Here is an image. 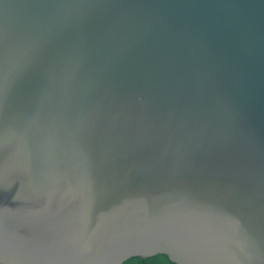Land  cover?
<instances>
[{
    "label": "water",
    "instance_id": "1",
    "mask_svg": "<svg viewBox=\"0 0 264 264\" xmlns=\"http://www.w3.org/2000/svg\"><path fill=\"white\" fill-rule=\"evenodd\" d=\"M264 264V0H0V264Z\"/></svg>",
    "mask_w": 264,
    "mask_h": 264
},
{
    "label": "trees",
    "instance_id": "2",
    "mask_svg": "<svg viewBox=\"0 0 264 264\" xmlns=\"http://www.w3.org/2000/svg\"><path fill=\"white\" fill-rule=\"evenodd\" d=\"M124 264H175V263H173L165 255H157L146 259L134 257L126 261Z\"/></svg>",
    "mask_w": 264,
    "mask_h": 264
}]
</instances>
